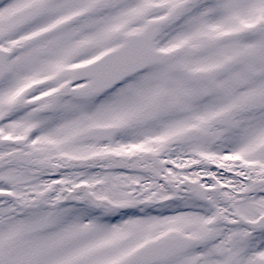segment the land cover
Listing matches in <instances>:
<instances>
[{
	"label": "snow or ice",
	"instance_id": "6c2138e0",
	"mask_svg": "<svg viewBox=\"0 0 264 264\" xmlns=\"http://www.w3.org/2000/svg\"><path fill=\"white\" fill-rule=\"evenodd\" d=\"M0 264H264V0H0Z\"/></svg>",
	"mask_w": 264,
	"mask_h": 264
}]
</instances>
